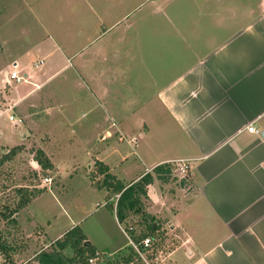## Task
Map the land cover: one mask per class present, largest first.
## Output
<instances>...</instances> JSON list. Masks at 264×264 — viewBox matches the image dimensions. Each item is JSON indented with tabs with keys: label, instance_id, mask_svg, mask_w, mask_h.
I'll use <instances>...</instances> for the list:
<instances>
[{
	"label": "crops",
	"instance_id": "1",
	"mask_svg": "<svg viewBox=\"0 0 264 264\" xmlns=\"http://www.w3.org/2000/svg\"><path fill=\"white\" fill-rule=\"evenodd\" d=\"M152 1L157 4L152 15L162 11L167 26L159 38L151 36L157 43H150L155 45L146 59L141 50L142 17L118 27L117 39L123 48L114 54L104 50L105 41L100 43L113 31V26H106L108 16L95 17L97 12L88 2L80 11L71 8L56 27L41 19L32 36L37 41L32 50L9 60V72L16 63V69L27 78L6 96L14 100L19 112L16 124L22 123L24 131L59 129L60 122L50 121L63 107L62 101L44 88L61 71L57 67L72 59L80 79L87 72V81H80L95 101H102L103 106L116 102L125 111L117 118L120 122L113 123L117 137L107 128L101 136V142L107 144L100 150L91 147L92 159L109 165L126 185L166 162L176 166L186 161L191 169L193 190L157 191L159 205L151 199L154 184L149 186L148 211L161 220L166 217L164 221L178 232V245L166 264H264V0ZM128 19L124 15L109 23ZM161 40L165 49H156ZM33 52L27 63V54ZM44 65L55 71L46 81L37 74ZM27 85L33 88L27 89ZM113 111L115 116L117 110ZM105 112L107 119H113L108 107ZM161 112L176 131H150L152 114ZM131 117L145 131L136 135L130 131L126 120ZM250 125L260 132L249 131ZM138 134L141 144L140 148L136 144L138 162L133 167L137 172L124 176L122 168L130 157L117 146L111 147L108 139L115 136L133 146ZM48 191L24 208L34 217L32 222L43 228L47 240L55 242L79 225L87 241L103 249V241L81 226L83 215L79 219L69 216L66 230L50 237L57 216L53 221L44 220L31 208ZM113 214L121 226L116 211ZM104 233L105 240L113 242Z\"/></svg>",
	"mask_w": 264,
	"mask_h": 264
},
{
	"label": "rangeland",
	"instance_id": "2",
	"mask_svg": "<svg viewBox=\"0 0 264 264\" xmlns=\"http://www.w3.org/2000/svg\"><path fill=\"white\" fill-rule=\"evenodd\" d=\"M86 2L94 7L97 12L95 17H105L106 14L108 16L105 19L108 23L106 26H113V31L100 41V43L105 41L104 50L112 52L111 54L123 48L118 43L117 33L118 27L125 23L140 17L145 19L141 25L142 32L145 33L142 35L144 46L141 48L144 59H146L145 56L151 55L150 50L155 45L151 46L150 43H157L155 39L160 37L157 35L165 31L167 26L162 21L164 18V13L161 14L162 11H157V15H152V11L157 5H154L152 0H0V264H25L27 261H33L36 253L41 249L46 247L49 250L56 245V241L47 240L41 230L42 227H37L36 223L32 222L34 218L32 214L25 212L24 208L28 204L17 210L23 198V189L26 187L49 190L35 200L31 208L44 220L46 218V220L53 221L54 217L57 216L55 224L50 229V237H56L66 230L70 224L69 216L79 219L83 215L86 218L83 219L81 226L103 241L104 244V246H100L104 252L97 248L101 252L100 256L103 257V260L96 264H129L126 261L130 256L133 258V262L130 264H146L143 257L132 246L131 232L127 226L116 224L113 214L115 210H110L106 205L108 202L107 190L92 184L91 178V175L95 174L98 176L96 184H103L104 175H98L100 168L96 164L97 161L101 160L96 157L92 159L91 147L94 146L100 150L102 145L107 144V142H101V136L104 133L106 135L107 128L111 129L117 137V127L114 125L120 122L117 118L119 115L125 114V111L112 100V107L101 105L102 101H95L90 90L80 81L81 79L87 81V72L80 79L71 65L75 64L72 59L71 61H63L57 67L61 71L56 74L52 69L48 70L46 65L37 72L44 81L55 74L44 90L48 93L55 92L56 98L62 101L63 107L50 121L55 124L60 122L57 131H48L53 138L45 131H37V128L33 131L27 129L24 131L22 123L17 125L16 123L19 121L16 114L19 112L17 107L13 105L15 104L13 103L14 100L6 97L19 89L18 85L14 83L4 82L6 78L11 81L9 60L14 56L18 57V54L24 56L23 54L28 49L32 50L37 42L36 37L32 36L41 19L46 23L48 22L50 27H56L59 23H63L62 19L65 15L70 14L71 8L75 11L76 6V10L80 11L85 8ZM158 2L164 3L165 0H158ZM124 15L129 18L126 22L116 25L109 23ZM49 18L50 20H48ZM154 21L157 23L156 26ZM103 28L100 27V30L104 31ZM151 36L156 38L153 39ZM156 49H165L162 40ZM33 54L34 52L27 54V63L31 61ZM89 72L92 75L98 74L95 71ZM110 86L113 87L112 84ZM26 88L31 89L33 87L27 85ZM9 106L14 108L12 110L7 109ZM105 107H108V112L113 119L106 118ZM113 109L117 110L115 116H113ZM11 115H14V120L10 119ZM35 121L37 122V120ZM126 122L127 128L135 135L138 131H145L140 130L142 128L138 127V123L132 117ZM150 122V131L177 130L163 112L158 116L152 114ZM115 136L108 139L110 146H117L130 157L122 168V173L124 176L125 174L134 176L131 173L137 172V169L133 167H136L138 162L134 151L138 143L136 141L132 146L128 144L127 140L119 142ZM137 136L136 139L140 140V135ZM48 142L50 146H48ZM140 144L141 141L138 148H140ZM46 146L50 148L47 150ZM9 152L10 154H8ZM41 152H45L48 159L53 163L52 169L43 171L37 162ZM6 155H9V158L1 160ZM53 156L55 160L50 158ZM178 163L187 166L183 167L182 164L174 166L168 181H161L154 174L155 189L150 190L151 199L153 203H156L154 205H159L158 194L161 192L164 193L165 191L168 194L183 189L188 193L193 190L190 180L191 169L186 161ZM49 176L53 180L47 184L45 178ZM109 196L114 202L118 198V195L112 192L109 193ZM144 203L148 210L150 207L149 196L144 198ZM42 210L46 212L47 217L44 216ZM139 219L142 220L139 216L133 218V220ZM156 219L159 224V231L155 233L157 236L154 247L141 251L150 263L166 264L170 253L178 245L176 243V233L178 232L172 230L170 225L164 221L167 219L166 217H162V220L157 217ZM102 233L110 235L109 238L113 242L106 241ZM33 235H36L35 238H32ZM100 243L102 244V242ZM117 246L122 247L116 249ZM64 253L68 256L75 254L71 247H67ZM34 263L37 264L35 261Z\"/></svg>",
	"mask_w": 264,
	"mask_h": 264
},
{
	"label": "trees",
	"instance_id": "3",
	"mask_svg": "<svg viewBox=\"0 0 264 264\" xmlns=\"http://www.w3.org/2000/svg\"><path fill=\"white\" fill-rule=\"evenodd\" d=\"M8 156L2 157L1 160L8 159ZM37 162L41 165L43 171L50 170L54 167L45 152H41V156H39ZM96 164L100 168L98 175H104L103 184H96L98 176H95V174L91 175V178L96 186L107 190L108 202L106 205L110 210L116 211L119 222L127 226L134 242L140 244L147 237H150L155 242L157 236L155 233L159 231V224L156 216L146 209L144 198H147L148 188L154 183V174L161 181H168L175 164L171 162L159 164L152 171L143 174L138 180L128 185L118 178L116 174L112 173L110 167L104 162L97 161ZM46 191V188L30 189V187H26L23 189V198L17 210L22 209L26 204H29L33 199L39 197ZM110 192L118 195L115 202L109 196ZM135 216L141 217L142 220H133ZM67 247L74 249L75 254L73 256H68L64 253ZM96 251L97 248L87 241V237L82 228L76 225L60 237L56 241V245L51 249H42L36 254L33 261H27L25 264H35L34 261L37 264H96L103 260L100 252L96 263L90 261L91 258L95 257ZM126 262H129V264L132 263L133 258L130 256Z\"/></svg>",
	"mask_w": 264,
	"mask_h": 264
},
{
	"label": "built area",
	"instance_id": "4",
	"mask_svg": "<svg viewBox=\"0 0 264 264\" xmlns=\"http://www.w3.org/2000/svg\"><path fill=\"white\" fill-rule=\"evenodd\" d=\"M17 65L16 63L13 64V70L10 72V83H14V84H19L21 82H26L27 81V78H26V75L25 74H22L19 70L16 69ZM13 106H9L7 109H12ZM14 115H11L10 116V119L11 120H14ZM18 123V122H17ZM249 131L251 132H254V133H259L260 131L254 126V125H250L248 127ZM138 139L135 138V142L137 141ZM183 167L187 166L186 164H182ZM52 177H46L45 178V182L48 184H50L52 182ZM131 243H132V246L135 248V250L138 252V254L140 256L143 257L144 261L146 262V264H152L148 261L147 257L144 256V254L142 253L141 250H146L148 248H152L153 245H154V241L150 238V237H147L145 238L140 244L134 242L133 239H131ZM99 255H100V252L97 250L96 253H95V257L94 258H91V262L92 263H96L98 258H99Z\"/></svg>",
	"mask_w": 264,
	"mask_h": 264
}]
</instances>
